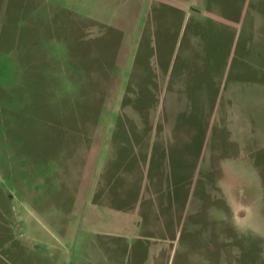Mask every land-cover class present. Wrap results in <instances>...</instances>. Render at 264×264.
<instances>
[{
  "label": "rangeland",
  "instance_id": "rangeland-1",
  "mask_svg": "<svg viewBox=\"0 0 264 264\" xmlns=\"http://www.w3.org/2000/svg\"><path fill=\"white\" fill-rule=\"evenodd\" d=\"M216 2L0 0L1 255L264 264V0Z\"/></svg>",
  "mask_w": 264,
  "mask_h": 264
},
{
  "label": "crops",
  "instance_id": "crops-1",
  "mask_svg": "<svg viewBox=\"0 0 264 264\" xmlns=\"http://www.w3.org/2000/svg\"><path fill=\"white\" fill-rule=\"evenodd\" d=\"M221 1V0H220ZM227 1L228 0H222V2H216V5H219L218 6V9H220V5L222 6V9H224V12H225V8H224V5H225V7L227 8ZM207 2H208V0H207ZM242 2V1H241ZM225 3V4H224ZM229 4V6H230V2H228ZM224 4V5H223ZM162 5H165V4H162ZM209 7V6H208ZM231 7H239V5H237L236 3H232L231 4ZM193 10H194V12H198V10L197 9H195V8H193ZM230 20H232V19H230ZM208 23L210 24H214V20L213 19H208ZM209 26V25H208ZM19 252V251H18ZM14 252L13 254H14V260L10 257V255L12 256L13 254H8V256H3V255H1L0 254V256H1V258L2 259H4V261H5V264H20V263H22V264H30L29 262H28V259L26 258V255H28V252H27V254H22L21 252ZM23 255V257H22V260H21V256ZM9 257V258H8ZM9 262V263H8Z\"/></svg>",
  "mask_w": 264,
  "mask_h": 264
}]
</instances>
